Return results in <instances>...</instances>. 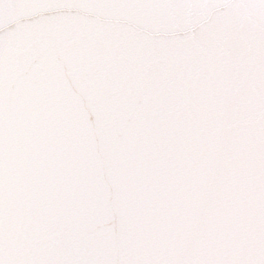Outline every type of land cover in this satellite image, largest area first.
Instances as JSON below:
<instances>
[{
    "label": "water",
    "instance_id": "95a60500",
    "mask_svg": "<svg viewBox=\"0 0 264 264\" xmlns=\"http://www.w3.org/2000/svg\"><path fill=\"white\" fill-rule=\"evenodd\" d=\"M262 243L264 0H0L3 264Z\"/></svg>",
    "mask_w": 264,
    "mask_h": 264
},
{
    "label": "snow or ice",
    "instance_id": "6c2138e0",
    "mask_svg": "<svg viewBox=\"0 0 264 264\" xmlns=\"http://www.w3.org/2000/svg\"><path fill=\"white\" fill-rule=\"evenodd\" d=\"M259 259H246L243 261H238L236 264H264V243L261 244L259 251H258ZM0 264H3V261H0Z\"/></svg>",
    "mask_w": 264,
    "mask_h": 264
}]
</instances>
